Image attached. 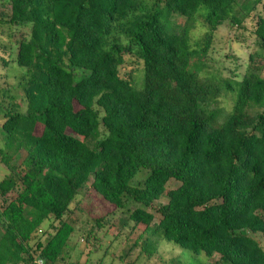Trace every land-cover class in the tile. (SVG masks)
<instances>
[{
    "label": "trees",
    "instance_id": "obj_1",
    "mask_svg": "<svg viewBox=\"0 0 264 264\" xmlns=\"http://www.w3.org/2000/svg\"><path fill=\"white\" fill-rule=\"evenodd\" d=\"M0 1V29L29 30L0 45V264H58L75 231L107 235L109 213L68 221L82 192L126 214L111 235L131 224L132 247L160 233L210 264H264V0ZM220 28L254 36L241 76L209 63Z\"/></svg>",
    "mask_w": 264,
    "mask_h": 264
},
{
    "label": "rangeland",
    "instance_id": "obj_2",
    "mask_svg": "<svg viewBox=\"0 0 264 264\" xmlns=\"http://www.w3.org/2000/svg\"><path fill=\"white\" fill-rule=\"evenodd\" d=\"M4 1H0L2 4ZM264 3V2H263ZM0 5V10H2ZM258 10L261 11L264 15V8L262 5L258 7ZM248 23V24H247ZM246 23L248 29H251V24L249 21ZM29 30L27 28H14L10 29L8 26H3L0 29V45L14 48L11 46V43L8 42V36L14 34L17 35L19 32L27 33ZM236 36V37H235ZM254 36L249 31H228L225 28H220L217 31L215 41L212 45L211 50L208 54L209 63L217 68L219 74L223 77H232L234 75H242L246 69L248 55L251 51L255 49ZM229 54L230 56H225ZM2 55V53L0 54ZM12 64V63H11ZM8 73V72H7ZM18 72L12 71L9 73L10 86L8 87L11 90L12 94L18 96V99L15 101L19 105L18 110L24 111L26 108V103L23 102L20 98L19 93L17 92L18 84L14 80L15 75ZM264 77V69H263ZM0 97V101H3ZM9 99L4 100V106L10 104ZM220 108L219 113L217 114L216 121L217 123H222L225 121L228 112L233 106L234 100L230 98V93L220 95ZM13 106V105H12ZM3 120V112L0 111V122ZM0 149H3V137L2 131L0 129ZM9 174V170L0 163V181ZM146 171H141L138 176L146 175ZM176 184L171 182L169 186L174 187ZM79 196V199L76 203V207L73 209L72 214L69 215V222L71 224H76L79 220L80 225L87 224V229L91 228V218H99L101 216L107 215L109 213L111 219V225L108 228V234L105 235V229L100 230L94 228L93 233L97 238V243L86 242L83 238V235L79 231H75L69 237L66 243V250L63 254V260L58 264H210L211 259L205 256L203 253L195 255L188 250L182 249L180 246L173 244L165 240L160 233H156L153 236L143 237L141 240L137 241V246L132 247L135 241H127L122 235H127L130 233V226L128 224L122 230V234L118 236L117 239L114 238L113 233L116 229L121 227V221L126 219V214H121L114 211L113 207L110 204H103L101 200L97 199L96 196H91L89 199ZM74 205L72 207H74ZM67 217V218H68ZM67 218L64 219L67 221ZM157 221L155 220L154 223ZM56 222L53 219L45 221L38 229L37 236H32L35 239L39 237L43 232L48 234L53 232ZM2 224L0 222V234L2 233ZM121 236V237H120ZM43 240L47 239V236H42ZM146 242H144L145 239ZM257 238V237H256ZM260 245L264 248V242L259 240ZM146 243V253L143 254L140 249L141 245ZM216 257L212 262H215ZM40 264V261H38Z\"/></svg>",
    "mask_w": 264,
    "mask_h": 264
}]
</instances>
